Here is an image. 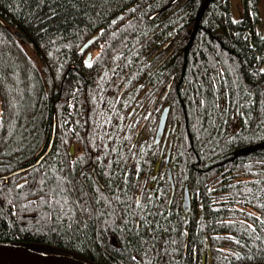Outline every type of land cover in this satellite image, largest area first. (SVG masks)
<instances>
[{
    "label": "trees",
    "instance_id": "16d2710c",
    "mask_svg": "<svg viewBox=\"0 0 264 264\" xmlns=\"http://www.w3.org/2000/svg\"><path fill=\"white\" fill-rule=\"evenodd\" d=\"M239 4L0 0V244L264 264V14Z\"/></svg>",
    "mask_w": 264,
    "mask_h": 264
},
{
    "label": "water",
    "instance_id": "95a60500",
    "mask_svg": "<svg viewBox=\"0 0 264 264\" xmlns=\"http://www.w3.org/2000/svg\"><path fill=\"white\" fill-rule=\"evenodd\" d=\"M119 17L120 16H117L114 19H118ZM15 36L23 39V36L20 34V32L15 33ZM85 47H83V48H85ZM88 60H89V56H88ZM167 113H168V107L164 108L160 113L161 115H160L158 123H157V125H158L157 130H156L155 135H154L156 143L160 142L162 139V134H163V131L166 127L165 124H166V121L168 118ZM52 130L53 131H52L50 143H49L45 153L43 155H41V158L49 152V150L52 146V142H53L52 138H53V135L55 132L54 126H53ZM168 153H169V150H168L167 155H166V157H167L166 163H167L168 158H169ZM41 158L39 160H37L35 163L38 164V162L41 160ZM31 166L21 167V169L14 170V171L10 172V174H7L6 176H4V178H10V176L19 174L22 171H25V170L31 168ZM91 171L93 172V179L100 184V181L98 180L96 172L93 170V168L91 169ZM168 178H170L171 185H172L173 178H171L170 169H168ZM182 199H183V202H182L183 209H185L187 211L190 210L189 209L190 198H189V194H188V188H186V186L184 187ZM0 264H88V263H85V262L81 261L80 259L72 258L68 255L65 256V255H61V254H57V253L56 254H48V253L43 254V253L38 252L37 250H33V249L27 248L25 246L23 247V246H20L17 244L10 245V244L3 243V244H0ZM89 264H91V263H89Z\"/></svg>",
    "mask_w": 264,
    "mask_h": 264
},
{
    "label": "rangeland",
    "instance_id": "374dc122",
    "mask_svg": "<svg viewBox=\"0 0 264 264\" xmlns=\"http://www.w3.org/2000/svg\"><path fill=\"white\" fill-rule=\"evenodd\" d=\"M230 4H231V10H232V14L234 15V18H236L237 17V14H239L240 13V9H241V6H240V4H239V0H230ZM259 8L261 9V12L264 14V0H259ZM99 48L97 47L96 49H94V50H90V53L91 54H93L92 55V61H95V59L101 54V48H100V50H98ZM85 54H87V53H85ZM168 114V113H167ZM168 119V118H167ZM157 122H158V120H157ZM166 123H167V121H166ZM166 125V124H165ZM166 127H167V125H166ZM165 127V129H164V131H163V134H168V132H170L171 133V129H169L168 127L166 128ZM156 128H157V123H156V127H155V132H156ZM165 132V133H164ZM169 133V134H170ZM162 134V135H163ZM154 135H155V133H154ZM168 136V135H167ZM163 137V136H162ZM169 137V136H168ZM155 138V137H154ZM202 264H209V262L208 261H206L205 259L203 260V262H202Z\"/></svg>",
    "mask_w": 264,
    "mask_h": 264
}]
</instances>
